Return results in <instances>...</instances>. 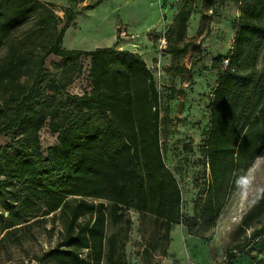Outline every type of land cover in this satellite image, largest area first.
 <instances>
[{"label": "trees", "instance_id": "16d2710c", "mask_svg": "<svg viewBox=\"0 0 264 264\" xmlns=\"http://www.w3.org/2000/svg\"><path fill=\"white\" fill-rule=\"evenodd\" d=\"M237 1L232 48L224 66L212 64L220 78L208 107L207 179L198 209L183 222L181 190L160 146L159 93L141 56L111 47L63 49L73 6L62 7L59 17L50 2L0 0V136L7 139L0 146V247L51 217L61 224L59 238L38 264H120L130 226L124 211L154 218L164 242L172 226L193 235L215 226L264 147V77L255 66L264 43V0ZM189 18L190 11L180 10L168 29L172 57L187 52ZM49 56L61 60L54 72L45 67ZM81 58L89 59L92 89L69 95ZM246 58L250 70L241 74ZM46 122L57 140L42 152ZM263 216L264 190L237 230L251 229L252 251L240 256L246 264H264ZM109 222L124 223L125 231L108 234ZM228 257L235 264V253Z\"/></svg>", "mask_w": 264, "mask_h": 264}, {"label": "rangeland", "instance_id": "374dc122", "mask_svg": "<svg viewBox=\"0 0 264 264\" xmlns=\"http://www.w3.org/2000/svg\"><path fill=\"white\" fill-rule=\"evenodd\" d=\"M62 7L73 6L75 18L66 30L63 49L91 51L96 47L115 48L136 53L150 70L160 102V146L165 165L173 173L181 190L183 222L191 219L207 179L204 143L209 131V102L220 78L212 64L225 58L232 48L239 16L237 0H41ZM98 2V5H94ZM190 11L185 43L187 52L172 57L167 52L168 29L180 10ZM98 40V45L94 42ZM0 53V58L3 55ZM248 57V56H246ZM60 59L49 56L45 67L51 72ZM89 59L81 58V75L67 87L69 95L91 91ZM256 69L264 77V43L258 52ZM250 70L248 58L241 74ZM256 83V82H255ZM48 122L39 132L42 152L56 144ZM7 143L0 136V146ZM205 170V171H204ZM264 190V147L239 185L225 200L215 226L208 232L172 226L164 242L157 221L134 211H124L130 220L120 264H232L233 253L240 257L252 251L251 229L240 235L238 228L245 214ZM264 221V216L259 222ZM259 226L257 222L253 224ZM32 226V227H31ZM29 229L0 247V264H38L37 260L55 246L59 238V220L38 219ZM125 224H107V233L124 232ZM165 255L161 256L162 249ZM233 250L235 252H233ZM233 252V253H232ZM253 256L255 252L251 253ZM85 255H82L84 257ZM102 264H108L104 261Z\"/></svg>", "mask_w": 264, "mask_h": 264}, {"label": "crops", "instance_id": "0c3cea01", "mask_svg": "<svg viewBox=\"0 0 264 264\" xmlns=\"http://www.w3.org/2000/svg\"><path fill=\"white\" fill-rule=\"evenodd\" d=\"M98 5V2L96 3V5L95 6H97ZM94 6V7H95ZM96 45H98V40L96 41V42H94ZM96 48H102V47H96ZM95 48V49H96ZM94 50V49H93ZM240 261H242L243 262V264H246V262L244 261V260H242L240 257H237L235 260H234V262H235V264H239L240 263Z\"/></svg>", "mask_w": 264, "mask_h": 264}]
</instances>
